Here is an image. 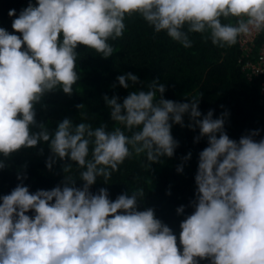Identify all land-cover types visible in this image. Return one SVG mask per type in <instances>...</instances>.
Returning a JSON list of instances; mask_svg holds the SVG:
<instances>
[{"label":"clouds","instance_id":"obj_1","mask_svg":"<svg viewBox=\"0 0 264 264\" xmlns=\"http://www.w3.org/2000/svg\"><path fill=\"white\" fill-rule=\"evenodd\" d=\"M8 15L15 17L14 32L0 27V170L22 150L43 155L46 145V168L63 162L64 175L53 188L30 192L27 166L17 171L19 183L0 195V264H264L260 129L232 139L227 111L217 118L212 109L200 111L203 93L183 102L166 99L159 77L145 85L133 72L118 75L111 87L136 90L102 97L120 126L94 127L83 103L75 105L79 123L65 117L50 128L37 120V105L45 108L48 94H73L78 49L112 57L109 41L123 37L127 18L139 16L185 49L192 48L193 33L223 49L264 34V0H29L18 15L15 9ZM174 125L198 130L194 143L207 141L198 153L193 211L180 222L179 243L154 208L140 210L143 188L114 200L106 187L92 191L99 178L109 185L127 159L143 155L141 166L151 171L162 158H173L179 147ZM191 156L181 157L177 173ZM176 213L184 214L185 206Z\"/></svg>","mask_w":264,"mask_h":264},{"label":"trees","instance_id":"obj_2","mask_svg":"<svg viewBox=\"0 0 264 264\" xmlns=\"http://www.w3.org/2000/svg\"><path fill=\"white\" fill-rule=\"evenodd\" d=\"M28 3L29 0H0V27L13 33L11 25L15 17H9L8 12L15 9L18 15ZM125 23L123 37L109 41L114 48L112 57L104 59L94 50L84 47L78 49L76 71L80 80L73 85V94L68 96L59 90L48 94L42 101L46 107L37 105L38 121L46 122L50 128H54L56 122L65 117L79 123L81 117L75 105L83 103L82 111L87 113L88 122L94 127L102 123H107L109 129L120 126L110 120V110L102 97L105 94L109 97L116 94L123 98L128 91L136 90L111 87L118 75L133 72L144 80L145 85L159 77L160 82L167 86L164 94L166 99L183 102L185 97L191 98L203 93L200 111L206 114L212 109L214 118L227 111L229 116L225 129L232 139L238 140L247 130L254 129H260V136L264 137V105L259 98L261 79H249L242 69L239 43L222 49L213 46L210 40L205 42L200 34L193 33L190 34L193 46L185 49L166 33H155L139 16L127 18ZM263 40L264 34L259 37L258 44ZM198 134V130L193 132L187 127L174 125L172 135L179 141V147L173 158H162L160 163L151 166V171L141 166L147 163L143 155L127 159L120 170L113 173L109 185H104L102 178H99L92 191L106 187L110 198L114 200L126 190L131 194L135 189L143 188L145 198L139 201L140 210L154 208L156 217L172 228L179 243L180 222L193 211L189 202L194 199L198 153L207 146L206 138L194 143V137ZM189 152L192 153L191 159L184 165L183 173H177L176 166L181 163V157ZM48 155L46 145L43 155H39L37 149H25L15 154L9 161L10 166L0 170V195L8 194L19 183L17 171L25 165L27 167L23 170L28 178L24 184L30 192L49 190L56 186L64 175L61 170L63 162H58L49 171L45 166ZM71 174L78 179L75 165ZM169 191L171 194H166ZM181 205L185 206V213L178 215L176 209ZM201 264H207V261Z\"/></svg>","mask_w":264,"mask_h":264},{"label":"built area","instance_id":"obj_3","mask_svg":"<svg viewBox=\"0 0 264 264\" xmlns=\"http://www.w3.org/2000/svg\"><path fill=\"white\" fill-rule=\"evenodd\" d=\"M261 35L255 36L252 39H243L239 42V47L241 49L240 62L242 64V69L246 73L249 79L254 77H260L259 86V98L262 105H264V62L261 61L260 57L264 55V40L258 44L259 37ZM257 70L262 72L257 74Z\"/></svg>","mask_w":264,"mask_h":264}]
</instances>
